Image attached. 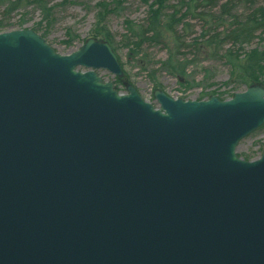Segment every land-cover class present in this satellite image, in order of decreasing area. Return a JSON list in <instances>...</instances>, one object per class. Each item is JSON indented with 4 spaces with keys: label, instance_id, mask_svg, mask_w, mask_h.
Here are the masks:
<instances>
[{
    "label": "water",
    "instance_id": "obj_1",
    "mask_svg": "<svg viewBox=\"0 0 264 264\" xmlns=\"http://www.w3.org/2000/svg\"><path fill=\"white\" fill-rule=\"evenodd\" d=\"M101 69L107 42L0 34V264H264V152L236 153L264 88L155 108Z\"/></svg>",
    "mask_w": 264,
    "mask_h": 264
},
{
    "label": "rangeland",
    "instance_id": "obj_2",
    "mask_svg": "<svg viewBox=\"0 0 264 264\" xmlns=\"http://www.w3.org/2000/svg\"><path fill=\"white\" fill-rule=\"evenodd\" d=\"M45 1L53 10L47 20L44 19L42 11L35 6L20 9L11 16L4 15L2 7L0 24L9 21L14 25L10 30H16L19 29L17 24L24 19L23 29H34L41 35L45 34L48 43L61 55L79 50L90 38L105 41L103 37L108 31L114 41L112 47L124 71L123 81L130 83L145 101L155 107H159L154 98L156 83L169 97L188 101H197L203 95L212 92L230 98L233 93L245 91V85L237 87L235 85L237 80L233 78V62L236 58H229V51L239 52L242 60L252 50H264V35L261 32L256 33V38L252 42L242 46L234 44L226 37L238 27V24H244L253 17L258 9H264V0H196L199 4V10L196 11L192 9L194 4L191 0H165V16L163 26L159 29L160 33L156 36L157 40L145 41L133 52L124 46L123 38L127 35V21L137 25V30L146 24L149 8L141 0ZM154 1L150 0V4ZM103 2L110 4L111 9H115L116 12L108 14L103 21L98 22L101 11L99 4ZM183 3H188L192 10L189 18L176 28L184 46L180 53L175 54L177 59L174 64L177 66L184 63L183 59H186L188 64L186 76L181 78L161 70L160 67L162 62L169 59V48L174 44L173 36L167 32L165 25L175 10L181 11V14L185 13L187 7L183 6ZM95 30L98 34L102 33V36L96 35ZM204 33L209 35L203 38ZM215 39L217 41L213 42ZM78 70L87 71L83 67ZM153 70L159 71L155 75V80L151 77ZM96 72L105 81L113 83L117 81L116 76L107 70ZM120 90L125 92L123 85H120ZM263 149L264 127L240 143L237 155L255 160L261 157Z\"/></svg>",
    "mask_w": 264,
    "mask_h": 264
},
{
    "label": "trees",
    "instance_id": "obj_3",
    "mask_svg": "<svg viewBox=\"0 0 264 264\" xmlns=\"http://www.w3.org/2000/svg\"><path fill=\"white\" fill-rule=\"evenodd\" d=\"M143 4L147 5L149 8L148 14L149 17L146 20V24L142 27H139L137 30V25L133 24L132 22L127 21V35H124L123 44L125 47L130 48L131 52L134 49L138 50L142 43L148 40H157L156 36L160 33L161 27L163 26V17L165 16V0H155L150 4V0H141ZM194 4V11L199 10V4L196 3V0H191ZM183 6L187 7L185 13L181 14L180 12L176 11L172 16L168 18L166 29L169 34L173 36V47L169 48V59L161 63V70L168 72L174 76H180L181 78L186 76V69L187 63L186 59H183L185 62L180 63V65H175L174 62L177 59L176 53H180L184 42L181 39L180 35L177 32V26L183 24L186 19L189 18L191 13V7L189 8L188 3H183ZM31 6H35L42 11L44 14V19L50 17L52 13V8L48 7V4L45 0H0V8L4 7V15L11 16L14 12L20 9H26ZM100 7V14L98 16V22H101L105 19V17L110 14L116 12L115 9H111V5L108 3H101L99 4ZM175 8V7H173ZM176 9V8H175ZM181 14V15H178ZM178 16V18H177ZM180 16V17H179ZM195 16V14H194ZM258 17V18H257ZM166 23V22H164ZM25 25V20L22 19L18 24L17 27L19 29H23ZM14 25L9 23V21H5L0 24V32H6L10 30ZM165 28V27H164ZM96 31V30H95ZM104 31V30H103ZM261 32L264 35V9H258L257 13L253 15L248 21L244 24H238V27L234 29L232 32L227 34V38L232 41L234 44L243 45L245 43H250L256 38V33ZM69 33V32H68ZM96 35H101L96 31ZM70 34V33H69ZM95 35V36H96ZM208 33H204L202 37L208 36ZM43 37H46L43 34ZM75 37H72V39ZM105 41H107L111 46L114 45V41L109 35V32H105V37H103ZM214 38V37H212ZM217 41L216 39L213 40ZM115 51V50H114ZM239 52L229 51L228 57L229 58H236L235 62H233V78L237 81L235 82L236 87L240 85H245L246 88H249L253 85H262L264 87V50L259 51L257 49L250 51L245 57L240 60L241 57ZM239 58V60H238ZM188 62V61H187ZM159 73L158 70L151 71V77L155 80V75ZM123 83L118 80L116 82L117 89H120V85ZM230 84V83H229ZM228 84V85H229ZM160 85L156 83L155 88L160 89ZM218 95L216 92H212L211 94H205L199 100H203L205 98H209L211 96ZM224 94H219L217 97L225 100L227 99L224 97ZM234 96V93L231 97ZM246 159L250 160L251 158L246 156Z\"/></svg>",
    "mask_w": 264,
    "mask_h": 264
}]
</instances>
